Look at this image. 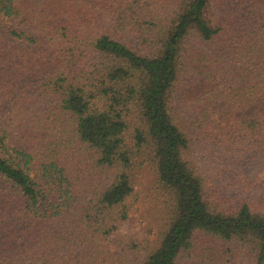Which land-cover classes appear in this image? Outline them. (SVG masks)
I'll use <instances>...</instances> for the list:
<instances>
[{
  "label": "trees",
  "instance_id": "16d2710c",
  "mask_svg": "<svg viewBox=\"0 0 264 264\" xmlns=\"http://www.w3.org/2000/svg\"><path fill=\"white\" fill-rule=\"evenodd\" d=\"M206 135L264 167V0H0V264H264V199L215 192ZM147 162L169 211L138 257L109 240Z\"/></svg>",
  "mask_w": 264,
  "mask_h": 264
},
{
  "label": "rangeland",
  "instance_id": "374dc122",
  "mask_svg": "<svg viewBox=\"0 0 264 264\" xmlns=\"http://www.w3.org/2000/svg\"><path fill=\"white\" fill-rule=\"evenodd\" d=\"M177 113L180 114L178 120L181 121L183 127L193 133V124L197 123L193 120L197 117L198 110L191 103H183L182 107H178L175 102ZM176 113V111H175ZM196 115V116H194ZM213 135V134H211ZM208 135L202 141L190 142L188 149V159L193 167L200 168L203 173L207 174V180L211 182V187L222 195L224 198L228 194L227 199L247 198L249 200L264 199V167L250 168L249 173L243 177L240 183L237 172H241L238 164H228L225 150H220L221 142L211 140ZM241 157V156H240ZM235 157H230V159ZM237 162V161H235ZM133 177V198L129 210V219L120 224L119 230L112 237L111 245L115 244V240L124 238L132 244L133 251L139 255L144 253L154 243L158 232L163 228L168 208V193L158 182V176L152 164L147 162L144 165L134 167L132 169ZM208 182V184L210 183ZM45 188V187H44ZM50 197L55 199L56 193L48 191ZM229 245L231 243H228ZM233 252L230 257L222 264H246L243 250L232 245Z\"/></svg>",
  "mask_w": 264,
  "mask_h": 264
}]
</instances>
